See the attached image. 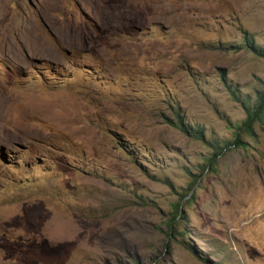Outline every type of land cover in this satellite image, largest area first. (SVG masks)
Masks as SVG:
<instances>
[{"label":"rangeland","instance_id":"obj_1","mask_svg":"<svg viewBox=\"0 0 264 264\" xmlns=\"http://www.w3.org/2000/svg\"><path fill=\"white\" fill-rule=\"evenodd\" d=\"M245 39L264 0H0V264H264Z\"/></svg>","mask_w":264,"mask_h":264},{"label":"trees","instance_id":"obj_2","mask_svg":"<svg viewBox=\"0 0 264 264\" xmlns=\"http://www.w3.org/2000/svg\"><path fill=\"white\" fill-rule=\"evenodd\" d=\"M245 45L246 46H250V48L254 51V53L259 56V57H264V52H262L260 49H258L256 46H254V44L252 43V41H248L247 39H245ZM232 95H234V93L232 92ZM236 100H238L236 97H234ZM263 109H264V98L260 97L258 98L257 102L254 104V106L250 109L247 108L246 110V115H247V122L244 124V128H247L248 130L251 129V125L255 122H261L264 124V118H263ZM178 116V115H177ZM179 118V117H177ZM201 131L196 130V133H200ZM198 139H202L201 137L199 138L198 136H195ZM241 144V140L238 136H236L235 140H233L230 144L226 145L225 147H218L216 149V151L213 154V157H211L210 159H208V165L210 167L213 166L214 162H215V158L217 156H220L224 150L228 149L229 147L233 146V147H237ZM188 194L184 196V198H188ZM190 198H188L189 200ZM180 214V210H179V205L176 206V212L172 218V221H174Z\"/></svg>","mask_w":264,"mask_h":264}]
</instances>
